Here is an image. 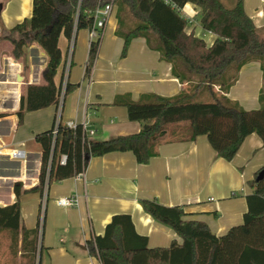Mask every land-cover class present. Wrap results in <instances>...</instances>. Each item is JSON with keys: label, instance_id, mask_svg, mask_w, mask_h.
<instances>
[{"label": "trees", "instance_id": "16d2710c", "mask_svg": "<svg viewBox=\"0 0 264 264\" xmlns=\"http://www.w3.org/2000/svg\"><path fill=\"white\" fill-rule=\"evenodd\" d=\"M223 1L171 0L175 6L172 9L161 0H113L117 8L114 35L123 41L121 57L133 39L143 38L148 48L170 64L172 76L184 87L168 98L143 94L134 101L128 94L117 96L112 106L124 107L128 121L141 124L134 134L91 141L84 136L81 125L69 129L60 122L53 137L55 120L49 130L36 134L34 142L40 148L38 183L30 191L15 184V202L0 207V233L7 236L12 255H19L27 264H40L43 251L39 246V222L33 229L21 225L20 195L42 194L51 183L79 176L91 157L130 152L138 164H146L157 155L161 144L191 142L199 136H205L217 157L226 162L232 161L245 138L252 134L264 147V39L245 13L243 0H226L227 5ZM31 2L30 18L0 38L10 44V57L16 61L24 57V48L31 45L46 56L39 83L28 85L20 98L15 113L18 126L25 113L57 105L67 59V48L61 50L59 41L71 40L77 9L76 32L91 27L86 11L97 6V0ZM186 4L198 9L202 31L215 36L211 46L202 38L185 33L189 22L178 9ZM99 45L100 39L89 45L84 78L90 75ZM251 62L260 65L262 87L259 108L246 111L225 95L240 68ZM76 86L66 81L64 95ZM161 133L164 134L159 137ZM60 155L67 157L63 166L58 163ZM260 172L263 177L256 181ZM248 186L251 194L245 196L242 224L223 236L213 234L203 222L186 220L183 207H165L155 200L142 199L144 212L173 230L182 243L173 241L168 247L151 248L147 237L135 231L130 215L119 214L112 216L101 236L88 242L90 253L100 264H264V166Z\"/></svg>", "mask_w": 264, "mask_h": 264}, {"label": "crops", "instance_id": "0c3cea01", "mask_svg": "<svg viewBox=\"0 0 264 264\" xmlns=\"http://www.w3.org/2000/svg\"><path fill=\"white\" fill-rule=\"evenodd\" d=\"M31 1L0 0V38L30 18ZM243 7L264 39V0H243ZM183 11L189 16L195 14L198 38H206L205 44L211 46L215 36L202 31L198 9L186 4ZM114 21L115 25L102 35L88 78H84L89 46L86 30L79 45L76 33L70 66L66 67V61L64 68V81L77 86L63 96L60 122H86L87 130L94 133L87 138L91 141H105L140 130V123L128 121L124 107L112 106L117 96L128 94L134 101L143 94L168 98L184 87L172 76L170 64L148 48L143 38L133 39L126 55L121 57L123 41L114 35L115 18ZM59 47L68 48V42L61 38ZM9 51L10 46L0 45V114L4 115L0 118V146L4 150H23L26 157L21 161L0 157V207L15 202V184L23 191L37 185L40 148L30 152L28 147L36 134L52 127L57 111L56 106H51L25 113L22 124L17 125L15 113L20 98L28 85L39 83L46 56L31 45L29 51L35 56L30 55L25 65L12 59ZM261 87L259 63H247L240 68L225 97L246 111L257 110ZM157 152L146 164H138L130 152L91 157L79 176L51 183L42 194L22 193L21 225L25 229L35 228L38 222L40 225V264H100L90 253L88 242L101 236L112 216L119 214L130 215L135 231L147 237L151 248L168 247L173 241L181 244L173 230L144 212L142 199L155 200L165 207H183L186 220L205 223L216 236L242 224L245 196L251 194L248 182L264 166V147L256 135L245 138L230 162L217 157L205 136L191 142H166ZM30 153H37V157L32 158ZM237 193L239 197H235ZM68 197L76 199L75 206L60 208L55 204L57 199Z\"/></svg>", "mask_w": 264, "mask_h": 264}, {"label": "built area", "instance_id": "2783aa9c", "mask_svg": "<svg viewBox=\"0 0 264 264\" xmlns=\"http://www.w3.org/2000/svg\"><path fill=\"white\" fill-rule=\"evenodd\" d=\"M165 5L170 6L172 9L175 8L171 0H161ZM113 0H107L105 3L102 0H97V6L92 9L86 11V15L88 18L91 19V27L86 28L85 30L87 31V36H88V42L89 45L92 42H95L96 40L102 38V35L105 31V28L108 24L109 19L111 18L113 14ZM179 13L189 22V25L185 28V33L187 35L192 34L194 37H198L200 34L195 31L194 29V16H189L184 13L183 8L178 9ZM79 20V9H77L74 18H73V24H74V29H73V34L71 37V40L68 42V48H67V56L68 58L66 59L67 65L66 67L68 68L70 66V60H71V55L73 52V47H74V39L76 35V25ZM89 48V46H88ZM67 74H65L66 76ZM66 81L63 80L62 84V89L60 91L59 97H58V103L56 105V116H55V123H54V128L52 131V136L54 137L57 133V127L60 123V115H61V108H62V101H63V96H64V87H65ZM67 128L73 129L76 124L72 122H68L64 124ZM81 128L84 132V136L88 138L89 136H92L94 133L92 131L87 130V124L86 122H83L81 124ZM0 157H6L10 161H21L24 160L26 157V154L23 150H18V149H7L4 150L0 146ZM67 160V157L65 155H60L58 163L59 165L63 166L65 165ZM76 199L73 197H68V198H60L55 201V204L60 207V208H71L76 205Z\"/></svg>", "mask_w": 264, "mask_h": 264}, {"label": "rangeland", "instance_id": "374dc122", "mask_svg": "<svg viewBox=\"0 0 264 264\" xmlns=\"http://www.w3.org/2000/svg\"><path fill=\"white\" fill-rule=\"evenodd\" d=\"M225 1L226 0H224L223 2H224L225 5H227L228 3L225 2ZM116 12H117V8H116V6H114L113 14H112L111 18L109 19L108 24H107V26L105 28L106 31H108L109 29H111L115 25L114 18L116 17ZM84 34H86L84 29L78 31V37H79V39L77 41L78 45L80 44V39H81V37L84 36ZM14 36L17 38L18 34H15ZM202 39H203V41L206 40V38H204V37ZM4 44H5L6 47L10 46V44L7 41H5V40H3V42L0 43V45H4ZM64 44H65V42L62 40L61 41V45L63 47H64ZM29 47L30 46H27L26 48H24V57L21 58L20 60H18L17 61L18 63L26 65V63L28 62L29 56L31 55V52L29 51ZM10 49H11V46H10ZM9 54H10V51H9ZM32 55L35 56L34 53H32ZM67 58H68V56H67ZM30 113L31 112H28V114H30ZM29 116H33V115H29ZM19 132L21 134H24V130H21ZM17 134H18V136H20L19 133H17ZM23 136L24 135H22L21 137H23ZM29 145L30 146L28 147V149H29L30 152H36L37 148H39V146L35 142L32 143V144H29ZM30 154H31L32 158H36L37 157V153H30ZM235 197H239V194L238 193L235 194ZM44 204L45 203H43V205ZM41 208H42V206H41ZM8 246H9V241H8L7 236L5 234H3V233H0V264H27L26 260L25 259H21L19 257V255H15V256L12 255L10 253V251H9V247Z\"/></svg>", "mask_w": 264, "mask_h": 264}, {"label": "water", "instance_id": "95a60500", "mask_svg": "<svg viewBox=\"0 0 264 264\" xmlns=\"http://www.w3.org/2000/svg\"><path fill=\"white\" fill-rule=\"evenodd\" d=\"M0 9H1V5H0ZM163 134H164V133H161V134L159 135V137H161ZM262 177H263V172H260V173L257 175V177H256V181H259Z\"/></svg>", "mask_w": 264, "mask_h": 264}]
</instances>
